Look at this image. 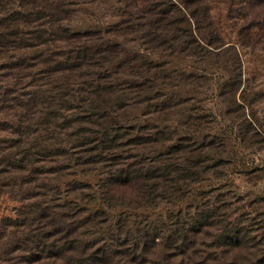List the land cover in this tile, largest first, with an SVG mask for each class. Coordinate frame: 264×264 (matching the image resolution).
Returning a JSON list of instances; mask_svg holds the SVG:
<instances>
[{"label":"rangeland","instance_id":"rangeland-1","mask_svg":"<svg viewBox=\"0 0 264 264\" xmlns=\"http://www.w3.org/2000/svg\"><path fill=\"white\" fill-rule=\"evenodd\" d=\"M61 4L70 30L93 35L95 51L113 50L103 55L110 78L101 77L115 95L112 133L74 121L104 97L89 100L80 75L92 68L68 69L61 55L84 43L0 49V149L22 152L17 160L36 153L24 169L0 164V264H59L28 262L30 240L69 227L60 237H76L93 264H264V1ZM44 89L49 100L33 101ZM174 160L186 177L157 178ZM130 165L144 190L107 183ZM228 220L239 243L211 246L226 241ZM182 226L202 231L191 233L192 253L174 248Z\"/></svg>","mask_w":264,"mask_h":264},{"label":"trees","instance_id":"trees-1","mask_svg":"<svg viewBox=\"0 0 264 264\" xmlns=\"http://www.w3.org/2000/svg\"><path fill=\"white\" fill-rule=\"evenodd\" d=\"M260 2H263L264 0H259ZM64 5V4H63ZM63 5L61 4V0H0V49H6V50H22L21 48H34L35 46H39L36 49L39 50L40 46L45 47L49 46L48 42H51L50 40L54 42H81L84 43L81 46L78 45H72L74 46L73 49H67L64 51V53H61L64 62H69L70 65L67 67L71 70H81V69H91L93 70V73H89L88 70L84 74L80 75V78H82V82L84 84L85 94L87 95L88 99L91 100L93 96H97L102 94L104 97L101 98L100 101L91 100L93 103L90 104L89 110H85L84 118H76L74 119L75 122H85L87 124L95 126V130H91L88 128L80 130L81 132L85 131L87 133L93 132V133H102V137L104 139H108L111 137L112 128H111V113L113 101L112 99L115 97V95H111L112 90L110 89V83H104L103 77L109 79L110 75L108 70V63L112 62L111 60L104 59L103 56L106 52L110 53L112 52V48L109 46L106 49L95 51V47L93 45L87 44V41L93 38L91 34L89 33H81L76 32L74 33L72 30L69 29L67 25H65L63 16H59V14L65 12V9H63ZM192 14L191 20L193 19L196 22V14ZM66 16V15H65ZM26 30V32H24ZM12 31H16L11 33ZM28 31V32H27ZM16 35L14 37H17L21 35V38H17L15 40H7L8 35ZM76 37V38H75ZM86 40V41H85ZM93 40V39H91ZM87 44V45H86ZM77 46V47H76ZM114 47V46H113ZM61 48V47H60ZM36 58V56L34 57ZM39 62H42V60H38ZM94 68H99L100 70H105V76L101 75L99 71H96ZM106 68V69H105ZM86 76H89V82H86ZM85 77V78H84ZM102 77V78H101ZM53 84V83H51ZM107 84V85H106ZM8 87L6 85L2 92L0 94H3L5 89ZM6 92V91H5ZM46 90H36V95L33 96V101L39 98L40 100L42 98H46L45 101H41V104H45L49 98L45 94ZM109 94V95H107ZM105 96H110L108 99L105 98ZM113 96V97H112ZM105 98V101L103 99ZM31 99V100H32ZM34 102L33 105L36 103ZM20 104V103H19ZM43 104V105H44ZM28 105V104H27ZM26 103L22 102V107L25 108ZM71 110L70 108H67ZM55 115V114H54ZM56 117V115H55ZM62 123L63 121H66V117L62 116ZM72 119V118H71ZM6 123V122H5ZM7 125L6 128H10L11 125ZM110 125V126H109ZM5 128V129H6ZM21 128V124H20ZM24 132L25 129H16V132ZM37 139L41 140L40 135H37ZM37 139H35L37 141ZM102 139V138H101ZM20 143V142H19ZM37 143V142H36ZM11 148V147H10ZM33 149V145L31 146ZM0 160L2 163L7 166H10L14 169H24L31 163L30 158L36 154V153H30L28 151H24V154L28 156L26 160L24 158H21L19 160L16 159L15 155L22 153L20 151H7L5 153L2 152V149H0ZM38 153V152H37ZM32 155V156H31ZM25 163V164H23ZM167 166V167H165ZM133 165H130L128 167H125L120 170L119 175H114L112 177L111 175H108L107 177V183L114 185H129L133 187L132 183H135L137 185L138 189L144 190L145 188V182L147 181L144 177L136 175V171H134ZM143 168V167H142ZM184 170V171H183ZM187 168H182L180 165L177 164V161H171L169 163L164 164V162L157 167V171L159 172V175H157V178H160L162 180H165V182L171 179L172 182L175 183V181L179 180L178 174L179 172H183V178L186 177L185 171ZM154 178V177H153ZM169 182V186H171ZM168 185H164L163 187L166 188ZM45 218H47L45 216ZM226 225H224V231L220 234V236L225 239L226 241H223L221 244H215L211 246H229L230 248L233 247V244L239 243V237L237 235L238 232H240L241 229H237L235 222L232 221H226ZM195 227H192L191 229H188L185 226H182L181 229L177 228L174 230L172 235H178V237L181 239L180 245H174L177 248L180 249L179 254H186V252L191 251L196 245V240L193 243L189 242V239L193 236L191 233L193 231L200 233L202 232L201 229H194ZM67 228H62L58 231H55L51 233V238H55L56 236H59V238L56 239H49V242H46L44 238L41 237L39 239L36 237V239L31 237V242L33 247L30 249V254L35 256L34 259L28 262H38L42 258H51L52 260H55L59 264H93L91 261H93V255H83L82 247H80V241L76 237H73L71 240L64 239L65 237L62 236ZM71 228H68L69 232ZM191 231V232H190ZM58 234V235H57ZM194 234V233H192ZM171 235V236H172ZM236 235V237H235ZM222 239V240H223ZM145 242V239H143ZM194 240V239H193ZM233 242V243H232ZM232 245V246H231ZM139 246V245H138ZM111 250L112 247L109 246L104 249V252L106 253L107 250ZM103 253V249H102ZM195 253V251H194ZM143 257L145 256V248L143 247L142 251L139 253ZM19 262V263H18ZM22 262H25L23 260L17 261V264H20ZM27 262V261H26Z\"/></svg>","mask_w":264,"mask_h":264}]
</instances>
